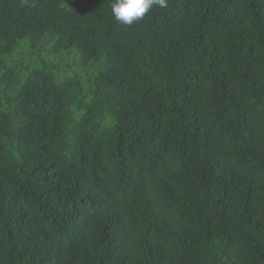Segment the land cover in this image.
<instances>
[{
    "label": "trees",
    "instance_id": "trees-1",
    "mask_svg": "<svg viewBox=\"0 0 264 264\" xmlns=\"http://www.w3.org/2000/svg\"><path fill=\"white\" fill-rule=\"evenodd\" d=\"M0 0V264H264V0Z\"/></svg>",
    "mask_w": 264,
    "mask_h": 264
},
{
    "label": "clouds",
    "instance_id": "clouds-1",
    "mask_svg": "<svg viewBox=\"0 0 264 264\" xmlns=\"http://www.w3.org/2000/svg\"><path fill=\"white\" fill-rule=\"evenodd\" d=\"M165 8L167 0H114L112 13L114 18L123 25H131L141 19L154 6Z\"/></svg>",
    "mask_w": 264,
    "mask_h": 264
}]
</instances>
